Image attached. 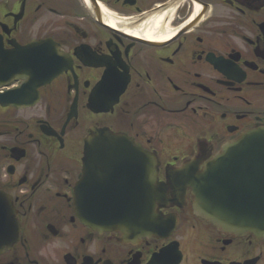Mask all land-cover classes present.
I'll use <instances>...</instances> for the list:
<instances>
[{
    "label": "flooded vegetation",
    "instance_id": "obj_1",
    "mask_svg": "<svg viewBox=\"0 0 264 264\" xmlns=\"http://www.w3.org/2000/svg\"><path fill=\"white\" fill-rule=\"evenodd\" d=\"M259 127L264 0H0V264H264V237L217 229L178 180ZM98 131L154 160L157 213L173 229L125 237L83 223L78 201L140 194L120 173L110 190L77 193Z\"/></svg>",
    "mask_w": 264,
    "mask_h": 264
},
{
    "label": "water",
    "instance_id": "obj_2",
    "mask_svg": "<svg viewBox=\"0 0 264 264\" xmlns=\"http://www.w3.org/2000/svg\"><path fill=\"white\" fill-rule=\"evenodd\" d=\"M108 134L98 131L86 140L84 176L77 193L90 192L94 187L99 191L110 190L106 176L120 173L128 176L130 190L138 186L140 194L138 198L132 194L120 196V200H130L122 204L110 193L96 202L78 201L77 210L82 211L83 223L100 232L116 231L125 237L162 235V232L170 231L175 222L166 224L157 213V209L164 206L166 196L164 187L157 185L154 160L127 138ZM108 150L114 153L106 154ZM119 151L127 152L119 154ZM119 158L129 160V170L109 168L122 165L115 162ZM100 175L102 179L94 184V178ZM179 177V181L193 190V207L199 217L233 236L256 232L264 237V127L226 144L206 171ZM238 177L243 184L239 183ZM135 178L139 179L138 184L133 182ZM123 187H127L126 184ZM243 191L247 194H242ZM134 199L139 202L134 203Z\"/></svg>",
    "mask_w": 264,
    "mask_h": 264
},
{
    "label": "bare ground",
    "instance_id": "obj_3",
    "mask_svg": "<svg viewBox=\"0 0 264 264\" xmlns=\"http://www.w3.org/2000/svg\"><path fill=\"white\" fill-rule=\"evenodd\" d=\"M152 22H153V24L147 29V36L150 38V37H152L153 36V31L154 30H156V29H158V27H159V25H160V22H161V20L160 19H157V20H155V19H152ZM140 29H141V27L139 28V29H137V30H135V31H133V35H135V36H140ZM142 30V29H141Z\"/></svg>",
    "mask_w": 264,
    "mask_h": 264
}]
</instances>
